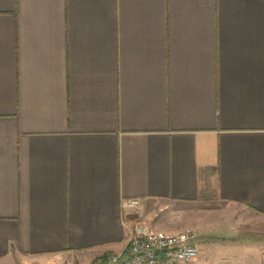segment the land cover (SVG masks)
<instances>
[{
	"label": "crops",
	"instance_id": "0c3cea01",
	"mask_svg": "<svg viewBox=\"0 0 264 264\" xmlns=\"http://www.w3.org/2000/svg\"><path fill=\"white\" fill-rule=\"evenodd\" d=\"M132 197L264 264V0H0V264L121 251Z\"/></svg>",
	"mask_w": 264,
	"mask_h": 264
},
{
	"label": "built area",
	"instance_id": "2783aa9c",
	"mask_svg": "<svg viewBox=\"0 0 264 264\" xmlns=\"http://www.w3.org/2000/svg\"><path fill=\"white\" fill-rule=\"evenodd\" d=\"M139 197L121 201L122 224L128 230L124 248L99 257L91 264H198V233L191 228L170 232L134 219Z\"/></svg>",
	"mask_w": 264,
	"mask_h": 264
}]
</instances>
